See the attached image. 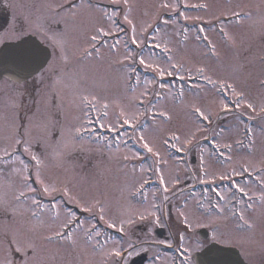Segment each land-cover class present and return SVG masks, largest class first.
Listing matches in <instances>:
<instances>
[{
    "label": "rangeland",
    "instance_id": "rangeland-1",
    "mask_svg": "<svg viewBox=\"0 0 264 264\" xmlns=\"http://www.w3.org/2000/svg\"><path fill=\"white\" fill-rule=\"evenodd\" d=\"M73 1L5 0L9 26L0 33V45L32 33L51 45L54 57L49 69L40 73L41 86L32 104L22 106L24 98L7 91L16 88L0 83V254L6 256L4 264H111L108 253L118 245L109 242L97 248L85 241L90 233L92 240L99 242L95 232L90 231L93 220L82 227L64 229L65 234L72 232L71 241L46 239L69 219L66 203L88 207L92 215L100 217L103 208L106 219L114 222L117 217L123 222L119 225H126L131 218L113 212V204L127 199L134 204L133 215L138 202L151 208L157 205L163 192L158 193L152 182L149 184L151 178L164 191L169 187L177 190L176 180L185 182L189 178V183H194L197 177L220 179L229 173H240L242 163L252 170L260 169L258 156L264 158V0H100L120 5L123 14L93 5L90 0ZM68 3L71 7L59 8ZM116 14L128 26L130 38L136 41L135 49H125L126 37L118 40L115 47L109 36L104 37V33L119 29L113 21ZM58 23L62 29L54 27ZM101 28L103 33L97 31ZM93 36L105 40L96 43ZM149 43L153 46H146ZM85 50L92 55H86ZM140 57L145 64L139 63ZM134 67L149 69L151 74L134 70L130 80L129 69ZM167 76L185 81L172 80L164 85L161 80ZM200 77L203 81L188 80ZM209 79L216 83H209ZM222 84H231L232 88ZM237 94L242 95L240 106L232 111L231 103L239 100ZM85 96L89 101L95 97L94 108L83 103ZM249 103L252 108L247 107ZM196 108L208 119L200 116ZM122 111L135 115L131 122L135 127L123 123ZM247 117L252 118L249 135L244 134ZM20 119L27 121L26 127L21 128ZM96 126L114 133H98L100 138L96 136L91 143L86 131L81 136L75 132L83 127L93 129L97 135ZM205 137L225 144L222 146L228 150L212 153L203 143ZM239 138L252 144L243 146ZM16 139L26 140L30 151L25 152L23 144L16 145ZM145 142L152 152L143 147ZM13 147L19 148L23 157L3 158L4 151L12 152ZM185 147L191 154L197 152L199 163L192 175L187 173L194 166H188L179 156L187 151L182 150ZM25 165L23 175L30 177V168L34 171L31 176L36 186L28 183L34 192L27 191L21 173L15 171L23 170ZM256 178L257 193L264 197V169ZM145 185H150L148 191L140 193ZM45 186L48 193L44 192ZM20 191H25L26 196L16 200ZM167 193L164 192L166 197L172 196ZM207 195L206 202L217 208L209 221L223 215L230 225L229 230L222 229L229 231V237L251 235L248 237L255 242L258 236L254 233L264 226V199L251 204L254 214L249 216L244 199L237 201L244 217L240 221L230 209L229 205H235L225 192L217 201ZM33 198L42 207L33 205ZM171 198L178 199L177 195ZM183 199L190 204L202 201L197 190L195 194L185 193ZM197 219L192 210L190 220ZM239 226L250 229L237 233L234 229ZM13 239L21 243L34 241L36 255L31 250L27 254L15 251L18 245L10 243ZM221 241L227 243L229 239ZM247 257L252 264H264L263 251L249 250ZM162 263L168 264L169 260L164 258Z\"/></svg>",
    "mask_w": 264,
    "mask_h": 264
},
{
    "label": "flooded vegetation",
    "instance_id": "flooded-vegetation-1",
    "mask_svg": "<svg viewBox=\"0 0 264 264\" xmlns=\"http://www.w3.org/2000/svg\"><path fill=\"white\" fill-rule=\"evenodd\" d=\"M1 1V0H0ZM8 5H6L5 2H0V15H9L8 12ZM8 17L7 16H3L0 20L4 22V24L2 25L0 23V30L2 28H4L5 24L8 22ZM40 74L36 75L34 77H32L31 79H28L27 81L23 82V83H14L13 81L9 80V79H3V82L8 83L9 85L14 86L16 89H8L7 91L11 92V94H15L16 96L20 97V98H24V100L21 101V105L25 106L27 104H32L34 101V98L37 96L38 94V90L39 87L41 86V81L39 79ZM180 208V207H177ZM138 214L144 215V216H148V212L149 209L148 207H142L138 209ZM141 215H138L136 217H133V215H130L131 218V224L126 227L125 229V233L127 234L126 237V242H128V244H130L132 246V250H130L131 252L136 253L135 255L142 253V252H149L151 251V247L150 245L152 244L150 241H148L150 239V223H141L135 226V221L137 220H141V219H145L147 217H143ZM180 218V216H177L175 211H174V207L170 206L169 207V212H168V216H167V220H165L162 223V227H164V239L167 241H171L173 243H177V241L182 238V232L184 230V228L180 225L177 224V220ZM206 224L204 225L207 227L208 230V238L207 239H202L200 237L196 236L194 237L196 239L197 245H202V247L206 246L208 243L212 242V241H221V239H226L228 237L227 233L224 231V226L222 225L221 228L216 229L213 225H214V220L212 219L211 221H209V219L206 220ZM135 226V228H134ZM134 228V230H133ZM157 228V226H154L153 230H155ZM261 231H258L256 233V236H258L257 239H255V242L251 243L250 241L252 239H250L248 237V239L242 238V237H238L235 236L234 238H236V243L237 247L241 250V252L246 253L249 250L254 249V251H258V252H262L264 253V226L260 227ZM133 230V234H134V238L130 237V233ZM186 235H184L183 238H185ZM233 246H235V244H231ZM118 262V260H117ZM117 264V263H116ZM119 264V262H118ZM124 264H127V261H124Z\"/></svg>",
    "mask_w": 264,
    "mask_h": 264
},
{
    "label": "snow or ice",
    "instance_id": "snow-or-ice-1",
    "mask_svg": "<svg viewBox=\"0 0 264 264\" xmlns=\"http://www.w3.org/2000/svg\"><path fill=\"white\" fill-rule=\"evenodd\" d=\"M234 15H238V14H234ZM125 19L127 20V16H125ZM129 23H131V21H129ZM97 31L103 33L104 32V29H102V28L101 29H97ZM133 31H135V28L134 27H133ZM104 34L105 35H108V33H104ZM91 39L93 41H95L97 39V37L96 36H93V37H91ZM135 42H136L135 39H133V43H135ZM113 47H115V45H113ZM155 47L159 48L160 45L159 44H156ZM164 50L167 51V48H165ZM85 54L88 55V56H91L92 55V53L91 52H88L87 50H85ZM139 63L142 64V65L145 64L146 63L145 62V59L143 57H140ZM147 66L148 67H152L151 64H148ZM200 71H203V69H201ZM160 75L161 76L164 75V71L163 70H160ZM206 79H207V77H206ZM209 83H216V82L209 79ZM221 86L222 87H227V88H232V85L231 84H222ZM232 90H233V92H235V89L234 88ZM237 95L240 96L241 99H242V95L241 94H237ZM92 101H95V97L92 98ZM92 101H89V99H88L87 96L83 97V103L86 106H89L91 108H94L95 105L92 103ZM221 103L223 104V102H221ZM239 106H240V104L237 103L236 107H239ZM107 107H108L107 104H104L103 105V108L104 109H107ZM227 107L228 106L226 104H223V108L224 109H227ZM247 107L252 108V104L249 103L247 105ZM195 111L197 113H199L200 116H202L205 120L208 119V116H206L199 108H196ZM104 115L106 116L107 113L104 112ZM121 116L124 117L123 123L125 125H131L132 120H134L136 118L134 114L133 115H128V114L124 113L123 111L121 112ZM97 122L99 123V118L97 119ZM89 123H91V121H89ZM131 126L135 127V125H131ZM100 127L103 128L104 125L101 123L100 124ZM108 127H109V129L114 130V129H112V126L111 125H108ZM84 131H87V129H85L83 127L76 128L75 129V132H76L77 135H79L80 133H82ZM140 139L143 140L144 137L141 136ZM176 139H179V137H176ZM15 144L16 145L23 144L24 145V151L25 152H29L30 151V144L26 140L16 139L15 140ZM172 146L173 147H176L175 144L172 145ZM143 147L146 148L149 152H152L153 151V149L151 147H149V145H148L147 142H145L143 144ZM15 152H16V148L13 147L12 148V152H8L7 150H5L4 151V155L5 156H12L13 159L19 160V157L14 155ZM156 155L159 156V153L157 152ZM32 159L35 160L37 162V164L40 163V161L38 160V158L35 155H32ZM5 163H7V161H5ZM21 163H22V161H21ZM26 169H27V165L24 166V169L23 170L22 169H16L15 171L17 173H21V179H22L23 184H24V187L27 189V191L28 192H34L35 190L32 189L31 186L28 184L29 177L27 175H23L22 174L23 171H25ZM245 171H247V169H245ZM37 175H39V174L37 173ZM161 183H163V177H161ZM237 188H238V190L241 193H244V195H248V193L245 192V189L244 188L240 187L239 185H237ZM44 192L45 193H48L49 192V188L47 186L44 187ZM65 192H67V189H65ZM25 196H26L25 191H20L19 192V195H17L15 197V199L16 200H20L21 197H25ZM261 198L264 199V197H261ZM165 199H167V197H165ZM32 204L33 205H36L37 207H42V205H40L39 202L37 200H35L34 198L32 199ZM249 207H251V205H249ZM84 210L85 211H91V209L88 208V207H86ZM13 211H15V210H13ZM100 211H101V213H103V208H101ZM33 215H35V213H33ZM55 215L58 216L59 213L57 212V213H55ZM67 215H68L69 219H67L65 223H63V224L60 225V229L61 230L60 231H57V232H54L52 236H48V237H46V239H52L53 237H56V238H61V239H67L69 241L72 240V236H73L72 232H67L65 234L63 230L64 229H67L69 227V225H71V224H73L75 222V213H73V212H71V210H69L68 213H67ZM100 218L103 219V215L102 214H101V217ZM240 218L242 220L244 219V217H243L242 214H241V217ZM128 223L131 224V221L129 220ZM77 226L78 227H82L83 226V221L78 222L77 223ZM109 226L110 227H116L115 224H110ZM94 230L95 229L93 228V231ZM120 231H123V228L122 227H121ZM95 234H96V236H100L101 235V233L99 231H96ZM87 239L88 240H92L93 239V236L89 233V234H87ZM10 243H15V244L18 245L16 247V249H15V251H17V252H24L25 254H27V252L29 250H31L33 256L36 255V245H35L34 241H29L27 243H21L19 240L13 239L12 241H10ZM130 247H131V245H130ZM108 254L109 255H112V256H115V257H120L121 256V250L118 249V248H113ZM131 254H132L131 252L128 253V255H131ZM8 264H12V262L9 261ZM25 264H27V262H25Z\"/></svg>",
    "mask_w": 264,
    "mask_h": 264
},
{
    "label": "water",
    "instance_id": "water-1",
    "mask_svg": "<svg viewBox=\"0 0 264 264\" xmlns=\"http://www.w3.org/2000/svg\"><path fill=\"white\" fill-rule=\"evenodd\" d=\"M50 52L34 38L8 43L0 50V78L7 75L21 80L39 70ZM196 264H247L233 248L213 245L196 257Z\"/></svg>",
    "mask_w": 264,
    "mask_h": 264
}]
</instances>
